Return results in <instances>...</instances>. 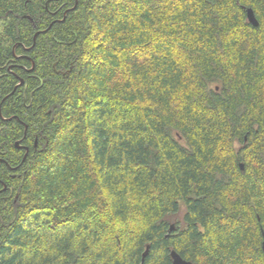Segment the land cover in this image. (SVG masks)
Masks as SVG:
<instances>
[{"label":"trees","instance_id":"trees-1","mask_svg":"<svg viewBox=\"0 0 264 264\" xmlns=\"http://www.w3.org/2000/svg\"><path fill=\"white\" fill-rule=\"evenodd\" d=\"M0 23V264H264V0H0Z\"/></svg>","mask_w":264,"mask_h":264},{"label":"water","instance_id":"water-1","mask_svg":"<svg viewBox=\"0 0 264 264\" xmlns=\"http://www.w3.org/2000/svg\"><path fill=\"white\" fill-rule=\"evenodd\" d=\"M245 10L246 18L248 23H250L252 26L257 27L258 26V20L256 19L253 10L250 7H242ZM20 82H22V79H20ZM15 146L18 147V141L15 142ZM240 169L243 170V164H239ZM261 248L264 254V240L261 243ZM170 258H171V264H193L192 262L182 258L175 250L170 251Z\"/></svg>","mask_w":264,"mask_h":264},{"label":"rangeland","instance_id":"rangeland-1","mask_svg":"<svg viewBox=\"0 0 264 264\" xmlns=\"http://www.w3.org/2000/svg\"><path fill=\"white\" fill-rule=\"evenodd\" d=\"M1 23H0V28H1ZM183 213H184V208L183 207H181V210H180V212L178 213V217H177V219L179 220V222H182V217H183Z\"/></svg>","mask_w":264,"mask_h":264},{"label":"flooded vegetation","instance_id":"flooded-vegetation-1","mask_svg":"<svg viewBox=\"0 0 264 264\" xmlns=\"http://www.w3.org/2000/svg\"><path fill=\"white\" fill-rule=\"evenodd\" d=\"M23 96H24V97H23V99H24V98H25V93L23 94ZM35 144H36V140L34 141V145H35ZM23 146H24V147H27L26 145H23ZM10 169H11V170H12V169L14 170L15 168L13 167V168H10ZM0 183L2 184V189H5V186H6V185H5L1 180H0Z\"/></svg>","mask_w":264,"mask_h":264},{"label":"bare ground","instance_id":"bare-ground-1","mask_svg":"<svg viewBox=\"0 0 264 264\" xmlns=\"http://www.w3.org/2000/svg\"><path fill=\"white\" fill-rule=\"evenodd\" d=\"M176 214V213H175ZM177 215V214H176ZM178 225H180V224H178ZM261 242V241H260Z\"/></svg>","mask_w":264,"mask_h":264}]
</instances>
